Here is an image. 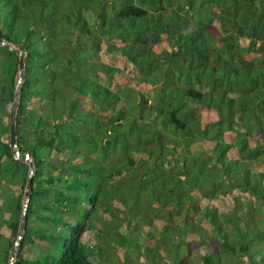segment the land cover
Returning a JSON list of instances; mask_svg holds the SVG:
<instances>
[{
  "label": "trees",
  "instance_id": "trees-1",
  "mask_svg": "<svg viewBox=\"0 0 264 264\" xmlns=\"http://www.w3.org/2000/svg\"><path fill=\"white\" fill-rule=\"evenodd\" d=\"M0 39L26 52L35 166L14 264H180L188 240L199 264H264V0H0ZM17 60L0 47V115ZM8 135L0 264L28 174Z\"/></svg>",
  "mask_w": 264,
  "mask_h": 264
},
{
  "label": "water",
  "instance_id": "water-1",
  "mask_svg": "<svg viewBox=\"0 0 264 264\" xmlns=\"http://www.w3.org/2000/svg\"><path fill=\"white\" fill-rule=\"evenodd\" d=\"M0 47L5 50L14 53L17 60V72H16V81L14 86V95L13 101L11 104V109L8 118V143L9 147L12 150L13 158L16 161L25 163L28 167V174L25 179V189L22 198V210L20 214L17 236L14 241L12 248L9 251L8 262L7 264H14L16 255L18 253V247L21 244V241L24 236L25 225H26V214L30 201L31 191H32V180L35 173L34 159L30 153L22 152L18 146L17 142V132H16V113L19 108V93L20 86L25 78L26 74V52L22 46H14L2 39H0Z\"/></svg>",
  "mask_w": 264,
  "mask_h": 264
},
{
  "label": "rangeland",
  "instance_id": "rangeland-1",
  "mask_svg": "<svg viewBox=\"0 0 264 264\" xmlns=\"http://www.w3.org/2000/svg\"><path fill=\"white\" fill-rule=\"evenodd\" d=\"M160 47L166 48L167 46H166L165 43H162V44L160 45ZM160 47H156V50H159ZM120 67H121V68H124V66H123V64H122L121 62H120ZM8 110H9V109L7 108V109H6V113H4V115H0V119H1V121H2L3 124H7V122H8V118H9V117H8L7 115H5V114H8V115H9V111H8ZM226 141H227V142H233V139H232L231 137H228V138L226 139ZM158 160H159V159L157 158V161H158ZM154 161H156V159H155V157H152V162L154 163ZM106 164H111L110 160L107 161ZM206 202H207V201L202 202L201 205H200V207H201L202 205L206 204ZM196 208H197V207H196ZM196 208H195V209H196ZM150 213H151V211H148L149 216L152 218V215H151ZM104 218H107V219L111 220V218L108 217V216H106V215H105ZM177 222H178V221L176 220L175 223H177ZM160 224H161V223H160ZM160 224H159V221H158V225H160ZM148 230H149V228L144 227V232H141V233H140V238H139V239H140V242H143V240H144V236H145V231H148ZM1 232L5 233V230L2 229ZM155 239H156V238H155ZM151 244H153L152 241H151ZM188 244H189V250H188V252L185 254V257H183V259H181L180 264H188V263H190V264H192V263H198V264H199V262H200L199 257L203 254V251H202L201 247H200L198 244H196L195 242H191L190 240H188ZM163 247H164L163 244H159V248H160L161 251L163 250ZM31 251H32V252H37V251H39V247L34 246V247L31 248ZM116 253H117V254H121V253L118 252V251H116ZM161 254H163V253H161ZM225 257L227 258V261L230 262V260H231L230 257H227V256H225ZM235 257L237 258L238 256H235ZM143 261H145V259L142 258V257H140V262H143ZM188 261H189V262H188ZM191 262H192V263H191ZM107 264H116V262H115V258H113V255H112V254H110V255L108 254ZM148 264H155V263H153V262H149ZM232 264H233V263H232Z\"/></svg>",
  "mask_w": 264,
  "mask_h": 264
}]
</instances>
